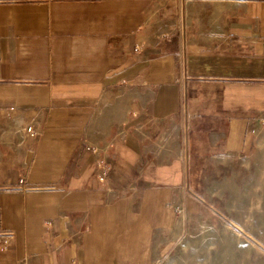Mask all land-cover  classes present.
<instances>
[{
    "label": "crops",
    "instance_id": "0c3cea01",
    "mask_svg": "<svg viewBox=\"0 0 264 264\" xmlns=\"http://www.w3.org/2000/svg\"><path fill=\"white\" fill-rule=\"evenodd\" d=\"M191 174L264 229V0H0V264H149Z\"/></svg>",
    "mask_w": 264,
    "mask_h": 264
},
{
    "label": "rangeland",
    "instance_id": "374dc122",
    "mask_svg": "<svg viewBox=\"0 0 264 264\" xmlns=\"http://www.w3.org/2000/svg\"><path fill=\"white\" fill-rule=\"evenodd\" d=\"M203 170L207 171L203 176L210 178V165L205 164ZM198 176L191 174L187 183L200 194V202L187 198L188 211L181 214L180 226L172 232V245L165 252L156 248L149 264H264V229L250 222L253 214L247 212L248 203L244 206L242 196H233L226 183L201 181ZM241 176L242 170L237 177ZM237 183L242 188V182ZM259 208L251 204V209ZM255 215L258 218L259 212ZM246 217L251 227H243Z\"/></svg>",
    "mask_w": 264,
    "mask_h": 264
},
{
    "label": "built area",
    "instance_id": "2783aa9c",
    "mask_svg": "<svg viewBox=\"0 0 264 264\" xmlns=\"http://www.w3.org/2000/svg\"><path fill=\"white\" fill-rule=\"evenodd\" d=\"M27 131L32 132V128L28 127ZM108 173V165L105 159L98 158L96 160L95 164V170L93 172L92 178L97 179L101 182H104L106 179ZM22 179H20V182L22 183ZM0 237H1V242H2V247H7L10 243L11 238L13 237L12 231H3L0 232Z\"/></svg>",
    "mask_w": 264,
    "mask_h": 264
}]
</instances>
